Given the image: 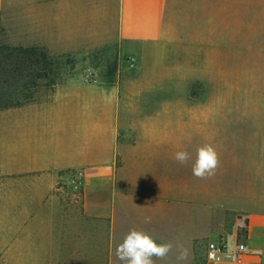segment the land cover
<instances>
[{
  "label": "crops",
  "instance_id": "crops-1",
  "mask_svg": "<svg viewBox=\"0 0 264 264\" xmlns=\"http://www.w3.org/2000/svg\"><path fill=\"white\" fill-rule=\"evenodd\" d=\"M215 2L210 0L212 39L219 38L218 11L233 14L231 0L222 1V10ZM165 4L166 0H0L10 45L44 47L59 56H79L102 47L118 55L111 84L72 75L53 85L47 99L0 112V169L9 180L1 195L0 263L121 264L116 247L137 229L158 243L172 244L164 259L154 258L155 264H210L195 257L196 244L202 238H224L236 226L232 212L228 219L218 218L216 208H188L184 202L181 208L179 200L187 195L203 202L201 186L191 192L184 184L173 188L169 183V163L184 150L187 111L166 105L159 111L137 107L145 96L138 94L135 81L145 77L151 46L163 35ZM257 8L264 10V2ZM225 30L229 31L227 22ZM131 57L136 60L133 67L128 66ZM190 115L201 120L216 113ZM87 168L94 172L80 193H72L65 184L67 173ZM245 179L264 183V172ZM262 193L243 194L248 208L232 207L241 211L239 226L245 227L248 250L259 254L252 259L256 264H264ZM202 213L211 218L208 233L202 232Z\"/></svg>",
  "mask_w": 264,
  "mask_h": 264
},
{
  "label": "rangeland",
  "instance_id": "rangeland-1",
  "mask_svg": "<svg viewBox=\"0 0 264 264\" xmlns=\"http://www.w3.org/2000/svg\"><path fill=\"white\" fill-rule=\"evenodd\" d=\"M222 1L214 3L217 10L224 9ZM248 1L247 5L242 0H231L232 15L218 11L219 38L212 39L210 0H166L163 35L151 46L153 49L145 61L149 67L143 72L145 77L135 81L138 94L145 96V102L137 104L138 109L159 111L166 105L170 110L179 107L187 111L184 151L191 158L184 166L170 161L169 183L173 188L184 184L191 192L201 186L206 194L203 202L192 194L191 198L188 195L184 200L181 198V208L183 202L188 208H216L218 218L228 219L232 212L236 226L223 235L225 239L239 234L240 230L241 211L232 207L248 208L243 194L258 197L264 191V183L245 179L264 172V10L257 8L264 0ZM226 22L229 31L225 30ZM0 40L9 47H17L6 43L1 15ZM31 48H38L37 53L47 51L39 46ZM46 55V59L38 56L39 63L35 66L45 75L35 81L32 91H21V98H29L31 102L47 99L53 85L72 75L90 72L107 85L117 76L118 55L110 48L100 47L79 56L51 55L48 51ZM151 64L158 66L151 67ZM30 75L29 70L23 73L25 83L29 82ZM158 99L167 101L158 102ZM193 112H215L216 115L196 120L190 115ZM205 144L215 148L219 165L215 175L201 179L192 174L191 166L197 149ZM6 178L0 169V223L2 188L9 181ZM202 215V232L208 233L211 218ZM207 241L202 238L196 244L195 257L201 261Z\"/></svg>",
  "mask_w": 264,
  "mask_h": 264
},
{
  "label": "clouds",
  "instance_id": "clouds-1",
  "mask_svg": "<svg viewBox=\"0 0 264 264\" xmlns=\"http://www.w3.org/2000/svg\"><path fill=\"white\" fill-rule=\"evenodd\" d=\"M187 151H177L174 160L180 165H187L190 160ZM219 165V156L211 144L200 146L195 162L191 166L192 174L197 178H209L215 175ZM172 249L170 243H158L143 230H130L123 241L116 247V256L121 264H155V259H164ZM155 258V259H154Z\"/></svg>",
  "mask_w": 264,
  "mask_h": 264
},
{
  "label": "trees",
  "instance_id": "trees-1",
  "mask_svg": "<svg viewBox=\"0 0 264 264\" xmlns=\"http://www.w3.org/2000/svg\"><path fill=\"white\" fill-rule=\"evenodd\" d=\"M37 49L12 48L0 40V110L18 108L31 102L29 98H21L20 95L21 91H32L36 87L35 81H40L45 75H41L35 66L39 63L38 56L46 59L47 51L43 49L37 53ZM27 70L32 75L29 82L25 83L22 76Z\"/></svg>",
  "mask_w": 264,
  "mask_h": 264
},
{
  "label": "built area",
  "instance_id": "built-area-1",
  "mask_svg": "<svg viewBox=\"0 0 264 264\" xmlns=\"http://www.w3.org/2000/svg\"><path fill=\"white\" fill-rule=\"evenodd\" d=\"M135 58H129L128 66L133 67ZM84 79L95 82L94 76L87 72L84 74ZM94 172L92 169H82L69 172L66 175L65 184L74 194H78L85 186L87 176ZM246 230L240 226L239 234H236L232 240L220 238L218 240H210L206 243L204 260L210 264H256L252 261L253 258H258V253H252L246 245Z\"/></svg>",
  "mask_w": 264,
  "mask_h": 264
}]
</instances>
